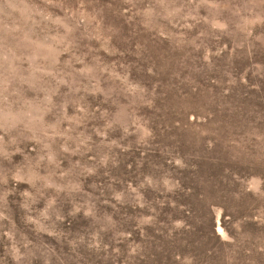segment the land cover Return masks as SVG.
Listing matches in <instances>:
<instances>
[{"label": "rangeland", "instance_id": "obj_1", "mask_svg": "<svg viewBox=\"0 0 264 264\" xmlns=\"http://www.w3.org/2000/svg\"><path fill=\"white\" fill-rule=\"evenodd\" d=\"M0 264H264V0H0Z\"/></svg>", "mask_w": 264, "mask_h": 264}]
</instances>
